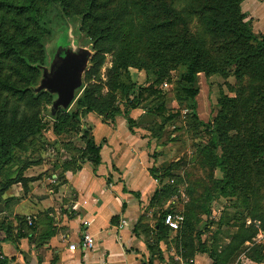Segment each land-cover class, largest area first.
<instances>
[{"label":"trees","instance_id":"obj_1","mask_svg":"<svg viewBox=\"0 0 264 264\" xmlns=\"http://www.w3.org/2000/svg\"><path fill=\"white\" fill-rule=\"evenodd\" d=\"M177 2L178 11L172 7ZM242 2L170 0L168 4L165 0H0V162L10 160L12 152L23 147L26 140L37 133L42 104L55 103L47 93L35 95V86L46 62L43 38L46 35L47 6L56 3L67 17L81 15L91 36L95 53L87 73L88 82L98 77L106 54L113 53L119 59H115L108 83L101 85L95 81L84 88L75 102L82 113H65V110L62 112L53 107L55 136L82 133L80 138L84 149L72 150L63 145L64 149L75 152L80 159H86L94 166L99 164V149L88 138V133L81 130L80 115L94 113L108 126L114 123L120 115L115 112L116 92L122 87L119 68L124 72L129 67L152 71L151 68L157 65L158 80L168 77L171 70L185 68L189 87L184 86L182 90L190 99L197 95L198 74L226 76L232 70L237 80L246 78L249 87L246 95L222 96L218 102L220 110L211 126V138L205 152L209 168L219 170L222 178L212 179L203 194L205 213H210L209 205L216 199L240 195L245 199V190H251L254 183V171L264 169V35L253 32L251 23L241 11ZM159 3L165 5L158 6ZM196 16L202 19L204 34L219 42L217 51L223 55L219 59L195 38L177 35L178 25ZM98 22L105 23V26L100 30L97 26L94 30L90 28L91 23L96 25ZM127 23H131L130 38L116 45L112 33ZM131 41L136 42V50L130 48ZM146 51L148 56H142ZM63 66L72 71L80 64H72L65 58ZM106 87L104 94L102 90ZM138 106V102H134L127 108L134 110ZM230 132L234 135H229ZM218 149L221 155L217 154ZM30 163L24 164L15 178L2 184L0 202L2 195L13 185L20 184L27 189L28 183L35 181L23 177ZM165 174H162L163 178ZM160 194L168 198L167 186L162 187ZM249 221V225L243 223L239 226L237 234L225 247L228 254L224 260L218 257L217 251H209L205 244L200 246L199 252L207 254L213 264H226L228 255L240 251L250 261L260 263L263 246L254 241L258 234H264V214L255 212L249 216ZM212 225L208 223L205 229L209 230ZM0 230L6 239H11L10 226L0 221ZM187 231L183 226L177 232L181 246L187 251L186 256L194 252V238L190 234L187 237ZM247 243L251 246H245ZM0 264L9 263L6 258H0Z\"/></svg>","mask_w":264,"mask_h":264},{"label":"crops","instance_id":"obj_2","mask_svg":"<svg viewBox=\"0 0 264 264\" xmlns=\"http://www.w3.org/2000/svg\"><path fill=\"white\" fill-rule=\"evenodd\" d=\"M241 11L253 32L264 35V0H243ZM124 115L111 126L94 113L80 115L81 130L99 149L97 166L64 149L60 159L38 160L24 171L35 179L27 189L16 184L12 196V187L2 195L1 221L12 237L0 230V258L9 264H213L195 245L186 256L174 238L178 231L164 225L173 213L160 194L166 178L154 174L160 158L151 159L157 143L145 124L149 114L137 108ZM53 136L69 149H84L82 133ZM84 233L91 248L82 247Z\"/></svg>","mask_w":264,"mask_h":264},{"label":"rangeland","instance_id":"obj_3","mask_svg":"<svg viewBox=\"0 0 264 264\" xmlns=\"http://www.w3.org/2000/svg\"><path fill=\"white\" fill-rule=\"evenodd\" d=\"M165 2L169 4L170 0H165ZM164 5L159 3L158 6ZM172 7L177 11L180 10L178 2L172 4ZM46 12V35L43 38L46 62L35 86V95L44 92L51 96L53 103L56 101V95L48 92L43 84L57 73L69 72L63 66L66 58L72 64L82 66L79 73L81 88L76 91L73 102L67 108L58 109L62 112L65 110V113L80 114L81 110L75 106L76 100L87 85L95 81L97 84L104 85L111 80L110 72L118 57L113 53L106 54L98 77L92 78L88 82L87 73L92 67L91 59L95 52L91 36L83 25V17L81 15L65 16L61 7L56 3L49 4ZM252 15L257 16V13ZM202 24V19L199 16L193 17L190 21L178 25L177 35L195 38L202 46L206 45L205 47L213 53L214 58L219 59L223 56L217 51L219 42L204 34ZM96 26L100 30L105 26V23L98 22L96 25L91 23L90 28L94 30ZM130 31L131 23L114 31L112 39H116V45L129 39ZM253 31L256 32L257 29L253 28ZM130 48L136 50L135 41H131ZM142 56L147 57L148 51ZM158 68L156 65L151 68L152 71H147L129 67L125 72L122 68L118 69L122 87L116 92L115 112L120 113L119 116L123 117L125 113L131 111L127 108L128 105L138 102L137 108L141 112L149 114L145 124L149 128L150 136L156 138L157 143L151 154V159L158 156L160 158L158 167H154L156 170L154 174L166 173L164 177L166 180L163 183L165 182L164 186H167L169 190V196L165 200L170 202V212L180 218L179 229H182L183 226L188 229L187 237L190 234L194 238L193 246L195 245L197 250L202 244H205L209 251H217L218 257L224 260L228 254V251L224 249L237 234L239 226L243 223L249 225V216L255 212L264 214L263 168L254 171V183L251 190H245V199H243V195L216 199L209 205L210 213L208 215L205 213L203 199V194L210 187L211 180L222 178V173L219 170L209 168L205 152L211 138V126L220 110L218 102L222 96L235 98L238 97V94L246 95L249 87L247 79L237 80L232 70L226 76L200 73L197 75L195 86L197 95L190 99L182 90L184 86L189 87L185 68L169 71L168 77L163 80H158L156 73ZM102 92L105 94L107 87ZM42 105L43 110L37 133L29 137L22 145L23 147L13 151L10 160H1L0 187L6 180L15 178L24 164L27 165L29 162L33 164L38 160L48 163L52 159H60L63 155L61 151L64 150V144L52 139L56 117L53 105L44 103ZM255 119H257L256 116ZM230 134L232 136L234 132H230ZM96 135L97 138H100L103 133L97 130ZM58 149L57 154L56 150ZM217 154L221 155L220 149L217 150ZM10 190H12L10 193L12 196L15 192L14 188L12 187ZM0 205H5L3 200ZM254 208L256 211L253 210ZM1 218L3 217L0 216V221ZM208 223L213 224L209 230L205 229ZM258 235L260 236L258 237ZM258 235L254 243L262 245L264 251V234ZM174 238L178 239L179 237L176 234ZM245 246L250 247L251 245L247 243ZM183 250L185 249L183 248ZM228 256L226 264H244L243 251Z\"/></svg>","mask_w":264,"mask_h":264},{"label":"water","instance_id":"obj_4","mask_svg":"<svg viewBox=\"0 0 264 264\" xmlns=\"http://www.w3.org/2000/svg\"><path fill=\"white\" fill-rule=\"evenodd\" d=\"M81 68L82 66L76 70H69L67 73H57L44 82V88L56 95V101L53 105L55 109L67 108L73 102L76 91L81 88L79 75ZM2 211L3 207L0 205V213Z\"/></svg>","mask_w":264,"mask_h":264},{"label":"built area","instance_id":"obj_5","mask_svg":"<svg viewBox=\"0 0 264 264\" xmlns=\"http://www.w3.org/2000/svg\"><path fill=\"white\" fill-rule=\"evenodd\" d=\"M164 225L172 230V231H178L179 230V221L180 218L177 216H174L173 214H167L164 219ZM81 244L83 249L91 248L92 246V239L90 238L89 235L86 233L83 234L82 239H81ZM75 246H70V249L73 250Z\"/></svg>","mask_w":264,"mask_h":264}]
</instances>
